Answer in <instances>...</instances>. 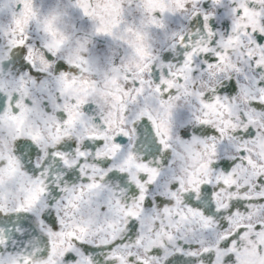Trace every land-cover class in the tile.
I'll use <instances>...</instances> for the list:
<instances>
[{
    "label": "snow or ice",
    "instance_id": "obj_1",
    "mask_svg": "<svg viewBox=\"0 0 264 264\" xmlns=\"http://www.w3.org/2000/svg\"><path fill=\"white\" fill-rule=\"evenodd\" d=\"M0 264H264V0H0Z\"/></svg>",
    "mask_w": 264,
    "mask_h": 264
}]
</instances>
